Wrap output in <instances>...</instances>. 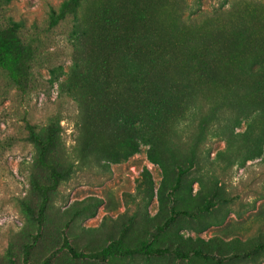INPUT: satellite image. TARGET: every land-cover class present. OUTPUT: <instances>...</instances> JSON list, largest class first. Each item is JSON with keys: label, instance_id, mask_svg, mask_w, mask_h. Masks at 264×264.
<instances>
[{"label": "rangeland", "instance_id": "obj_1", "mask_svg": "<svg viewBox=\"0 0 264 264\" xmlns=\"http://www.w3.org/2000/svg\"><path fill=\"white\" fill-rule=\"evenodd\" d=\"M63 1L0 5V27L36 49L24 86L0 62V264L23 262L49 165L28 264L64 236L105 258L49 264H264V249L239 255L264 243V0H136L137 57L102 40L118 0H82L49 27ZM55 122L43 159L30 129L48 140ZM116 239L132 251L103 253ZM164 247L192 255L144 252Z\"/></svg>", "mask_w": 264, "mask_h": 264}, {"label": "trees", "instance_id": "obj_2", "mask_svg": "<svg viewBox=\"0 0 264 264\" xmlns=\"http://www.w3.org/2000/svg\"><path fill=\"white\" fill-rule=\"evenodd\" d=\"M8 0H0L2 2ZM82 0H64L57 9L51 8L48 16V26L54 27L61 21L66 19L69 15H73ZM136 0H118L116 14L113 17L102 19L101 26L104 28L102 34V40L109 46L107 51L115 53L119 52L121 45L124 44L129 51L137 57L142 49L140 45L141 29L138 28L137 16L135 12ZM20 25L16 22L9 23L4 27H0V62L5 65L9 72L10 80L17 86H24L27 84L30 75V69L35 55V47L31 43H24L19 35ZM139 41V42H138ZM149 48L148 50H150ZM59 131L58 122L49 126V138L43 140L39 137L34 130L30 129L29 139L40 147L41 157L44 159V155L47 153L53 136ZM138 150L137 144H132L131 152ZM49 165V164H48ZM52 184L39 188L41 195V202L37 213V230L31 241L25 246L23 253L22 264H28V255L30 250L37 244L40 237L43 221V213L48 201V191L55 189L57 185V178L59 174L55 171L54 166L49 165ZM149 173L147 169L144 170ZM209 207V203H205L202 206L196 208L192 213L205 211ZM119 239L112 240L102 250L107 255L129 253L131 249H121L118 247ZM264 249V243L258 244L253 249L244 252L239 255H250ZM66 250L74 258H86L93 257L104 259L105 256H100L98 252H82L77 251L68 241L66 236L63 237L62 243L52 250L42 261V264H49L51 260L57 256L60 252ZM145 253L155 254H169L178 258L188 259L191 257V251H184L180 248L170 249L167 247L156 248L154 250H144ZM195 254L201 255L205 258H211L217 263H223L226 256H219L216 254H210L207 252L195 251ZM238 254H231L229 257H235Z\"/></svg>", "mask_w": 264, "mask_h": 264}]
</instances>
